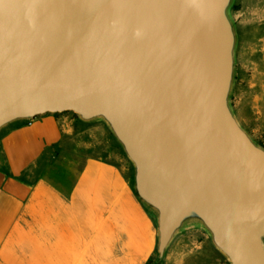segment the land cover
I'll use <instances>...</instances> for the list:
<instances>
[{"label": "water", "instance_id": "obj_1", "mask_svg": "<svg viewBox=\"0 0 264 264\" xmlns=\"http://www.w3.org/2000/svg\"><path fill=\"white\" fill-rule=\"evenodd\" d=\"M230 0H0V128L102 116L158 211V253L190 216L231 264H264V149L228 106Z\"/></svg>", "mask_w": 264, "mask_h": 264}, {"label": "crops", "instance_id": "obj_2", "mask_svg": "<svg viewBox=\"0 0 264 264\" xmlns=\"http://www.w3.org/2000/svg\"><path fill=\"white\" fill-rule=\"evenodd\" d=\"M232 1L228 106L264 149V0ZM159 237L158 211L104 117L47 112L0 131V264H149Z\"/></svg>", "mask_w": 264, "mask_h": 264}, {"label": "rangeland", "instance_id": "obj_3", "mask_svg": "<svg viewBox=\"0 0 264 264\" xmlns=\"http://www.w3.org/2000/svg\"><path fill=\"white\" fill-rule=\"evenodd\" d=\"M232 4L227 8V16H232ZM234 64L231 86L234 84ZM228 93V103L229 100ZM23 119L9 122L0 128L4 131ZM264 244V237H263ZM149 264H231L227 255L215 244L212 233L202 222L201 227L189 224L186 218L175 230L162 255H158Z\"/></svg>", "mask_w": 264, "mask_h": 264}, {"label": "trees", "instance_id": "obj_4", "mask_svg": "<svg viewBox=\"0 0 264 264\" xmlns=\"http://www.w3.org/2000/svg\"><path fill=\"white\" fill-rule=\"evenodd\" d=\"M63 112H66V111H63ZM55 114H58V112H56ZM36 117V116H35ZM34 118V117H33ZM27 119H23V120H21L19 123H17V124H15V125H13V126H17V125H20V124H22L24 121H26Z\"/></svg>", "mask_w": 264, "mask_h": 264}]
</instances>
